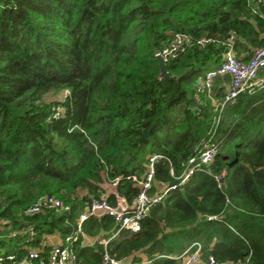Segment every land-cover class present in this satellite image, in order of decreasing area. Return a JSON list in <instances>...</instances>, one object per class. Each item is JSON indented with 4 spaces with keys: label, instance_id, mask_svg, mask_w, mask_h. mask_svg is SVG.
<instances>
[{
    "label": "trees",
    "instance_id": "1",
    "mask_svg": "<svg viewBox=\"0 0 264 264\" xmlns=\"http://www.w3.org/2000/svg\"><path fill=\"white\" fill-rule=\"evenodd\" d=\"M175 33L212 40L169 60L160 80L156 54ZM231 37L242 61L264 45V0H0V264L47 257L52 237L72 264H184L197 242L194 264H264V88L215 111L230 83L219 77L197 99ZM207 147L215 157L201 164ZM155 156L156 182L177 189L141 230L107 215L79 233L103 174L131 203ZM44 196L70 209L24 214Z\"/></svg>",
    "mask_w": 264,
    "mask_h": 264
},
{
    "label": "built area",
    "instance_id": "2",
    "mask_svg": "<svg viewBox=\"0 0 264 264\" xmlns=\"http://www.w3.org/2000/svg\"><path fill=\"white\" fill-rule=\"evenodd\" d=\"M256 12L255 9H252ZM212 39H195L188 33H175L169 41L167 47L158 52L163 59L168 62L180 56L191 48L195 42L205 46ZM225 51L223 53V62L216 68L209 70L205 77L198 80L196 86L197 99L200 95L212 94L214 82L219 77L230 78V83L227 85V92L221 103H215V111H223L228 104H234L237 97L243 93H255L257 90L264 88V78L261 77V71L264 68V45L255 48L247 61L240 60L235 52L234 38L231 37L224 42ZM220 117H217V122ZM216 149L208 148L200 155L201 164L210 163L215 157ZM161 156H155L150 159V164L147 166V172L142 179L133 177V181L138 186L140 192L135 200L131 203L126 201V198L119 192L120 179L110 180L107 173L103 174L102 181L98 183L100 189L104 192L101 198L93 199L91 205L81 214L79 220L78 232L82 233V223L90 217L103 218L111 216L115 218L120 230H129L138 232L141 230L142 221L149 215L151 209L162 203L172 190L177 189V185L159 184L155 180L154 162L160 159ZM195 164V158L189 161V166ZM195 167L190 168L181 178L179 187L183 186L188 178L192 175ZM173 174V173H172ZM220 182V178H217ZM221 184L219 185V187ZM114 197L116 206H112L109 198ZM122 203H125L123 206ZM121 208V211H118ZM69 206L65 205L60 199L50 196H44L35 205L24 211L27 216L39 214L45 210H55L57 212L68 211ZM70 239H68V242ZM202 245L194 243L186 250L181 258L184 264H194L199 261ZM194 251V252H193ZM193 252V253H192ZM191 256V257H190ZM186 257H190L186 261ZM77 260L73 250L67 245H55L47 257H40L37 251H32L29 258L22 261L20 264H72ZM104 264H127L126 262L115 261L108 256L105 257ZM207 264H219L212 258Z\"/></svg>",
    "mask_w": 264,
    "mask_h": 264
},
{
    "label": "water",
    "instance_id": "3",
    "mask_svg": "<svg viewBox=\"0 0 264 264\" xmlns=\"http://www.w3.org/2000/svg\"><path fill=\"white\" fill-rule=\"evenodd\" d=\"M156 58L158 60L159 63V67H160V75H159V79L162 80L163 78L166 77H172V73L169 72L168 67H167V62L163 59L162 55L157 53L156 54ZM122 205L124 206L125 203H122ZM118 211H121V208H118Z\"/></svg>",
    "mask_w": 264,
    "mask_h": 264
},
{
    "label": "rangeland",
    "instance_id": "4",
    "mask_svg": "<svg viewBox=\"0 0 264 264\" xmlns=\"http://www.w3.org/2000/svg\"><path fill=\"white\" fill-rule=\"evenodd\" d=\"M63 96H64V94H50V95H48V96L46 97V101L50 102V101H54V100H60V99L63 98ZM49 240H51V238H50ZM190 257H191V256H190ZM190 257H189V258L186 257V261H187L188 259H190ZM187 258H188V259H187Z\"/></svg>",
    "mask_w": 264,
    "mask_h": 264
},
{
    "label": "crops",
    "instance_id": "5",
    "mask_svg": "<svg viewBox=\"0 0 264 264\" xmlns=\"http://www.w3.org/2000/svg\"><path fill=\"white\" fill-rule=\"evenodd\" d=\"M49 243L54 245V244H60L61 241H60V239H58L56 237H52L51 240H49ZM92 243H93V241L90 238H88V237L85 238V244L89 245Z\"/></svg>",
    "mask_w": 264,
    "mask_h": 264
}]
</instances>
